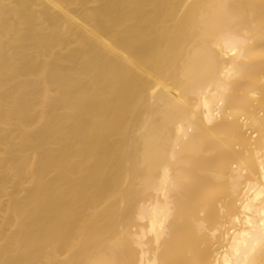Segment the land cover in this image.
Masks as SVG:
<instances>
[{"label": "bare ground", "instance_id": "1", "mask_svg": "<svg viewBox=\"0 0 264 264\" xmlns=\"http://www.w3.org/2000/svg\"><path fill=\"white\" fill-rule=\"evenodd\" d=\"M0 264H264V0H0Z\"/></svg>", "mask_w": 264, "mask_h": 264}]
</instances>
